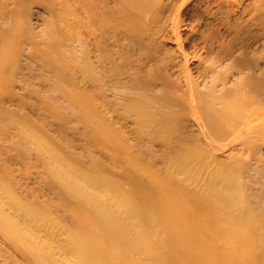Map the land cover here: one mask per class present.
<instances>
[{"label":"bare ground","instance_id":"1","mask_svg":"<svg viewBox=\"0 0 264 264\" xmlns=\"http://www.w3.org/2000/svg\"><path fill=\"white\" fill-rule=\"evenodd\" d=\"M0 264H264V0H0Z\"/></svg>","mask_w":264,"mask_h":264},{"label":"rangeland","instance_id":"2","mask_svg":"<svg viewBox=\"0 0 264 264\" xmlns=\"http://www.w3.org/2000/svg\"><path fill=\"white\" fill-rule=\"evenodd\" d=\"M245 19H247V16L245 17ZM182 29H183V27L182 28H180V30L182 31ZM253 35H256V34H253Z\"/></svg>","mask_w":264,"mask_h":264}]
</instances>
